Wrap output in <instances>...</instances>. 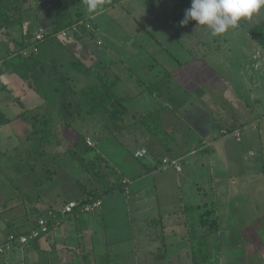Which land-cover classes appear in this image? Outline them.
<instances>
[{
	"label": "crops",
	"instance_id": "1",
	"mask_svg": "<svg viewBox=\"0 0 264 264\" xmlns=\"http://www.w3.org/2000/svg\"><path fill=\"white\" fill-rule=\"evenodd\" d=\"M124 1L127 4L131 0ZM156 2L159 5L157 10L160 15L154 12L150 14V20H154L155 24L152 27H146L143 22L138 23L143 32L147 33L143 36L147 37L149 41L153 31H159L157 26L164 27V20L174 15V10L178 9L175 5L182 4L181 0H156ZM138 9L140 11L143 9L148 10L144 5ZM104 13L105 10L99 12L96 16L99 18V21H96L102 30L101 34L96 36L97 41L100 38L106 40L104 39L106 29L100 23ZM138 13L141 12L138 11ZM108 14L109 12H107ZM144 14L148 19V12ZM241 23L237 27L231 28V31L234 29V33L225 35L224 42L226 46H221L219 43L217 46L221 47L220 50L210 53V56L220 55L221 57L211 59L210 64H216V66L209 65L212 71L206 70L205 66H201V64L197 67L195 65L197 60L199 62L203 59L207 62L206 59H208L198 58L188 66V70L187 68L184 69L185 64L180 62L177 63L176 67L171 66L172 70L170 71H172V74L170 76L166 75L164 79L162 77L167 73V70L169 71L167 65L159 64L157 61L155 68L149 63L150 60L147 61L148 58H132L133 55L138 53L140 55L143 50L151 48L152 44L148 48L138 44L137 51L128 50L126 44H123L127 39L119 41L121 43L118 44L109 41L108 47H104L101 40L103 44H101L103 47L101 49L94 48L97 44L90 45L93 57L103 59L110 64L114 72L120 75L121 81L118 84V90L132 97L127 102L132 114L139 117L147 112L164 108V125L170 132L174 145L171 154L180 160L182 171L179 172L173 166L162 164L163 156L170 157L171 155L162 153L163 149L150 136L134 131H129L131 134L128 135V132L124 131L119 136L108 135L100 140L91 137L98 151L124 176L126 184L123 190H117L100 198L103 204L92 214L75 211L76 213L62 216L58 225H54L36 240H30L27 245L14 248L12 251L0 255V264H20L21 256L16 254L19 251H24L25 255L30 258L28 264H51L50 257L52 255L50 254L52 252H57L58 255L66 253L67 249L58 252L61 247L69 249L76 246L78 248L81 246L89 247L90 245L91 250L94 247L92 245L107 249L97 256L100 259L103 253H109L112 264H114L115 259L121 254H134L130 250L131 247H126L128 242L123 241L128 239L131 240L130 243L134 242L133 248L135 250L139 252L143 245L147 253L155 257L149 264H192L190 239L194 235H201L206 231L204 230L203 233L201 231L197 232L195 223L192 226L185 218L186 205L183 200L178 201V197L182 198L181 186L184 162L187 160L194 164L195 159L190 158L193 156L195 158H197L196 156L200 157L198 161L199 168L203 167V171H200V173L212 184L210 189L217 201L216 214L220 223V229L207 237L210 257L204 264H230L225 262L224 256L244 244V240L254 238L257 233L253 229L250 233L240 230L233 233L226 232L225 234L224 229L226 230L227 227L222 224V209L220 207L228 208L225 209L224 214L226 222L242 224L244 221L241 216L229 208L237 206L235 202H238V206H243L240 202L243 200H249L247 202L249 206L250 200H254L251 199L254 196L244 194L246 189L249 190L245 184H252L249 180L251 176H255L254 173L264 174V165L260 161L256 170L255 168L249 169V166L247 169L246 166L248 162L250 167L255 165L254 161L257 159L256 155L260 149L264 153V58L254 57L257 45L251 40L248 33H244L246 31L242 28ZM40 26L38 25L37 28ZM15 27L10 29L12 33L14 29L19 31ZM240 28L239 32L238 29ZM20 31L22 37V33L25 31ZM169 31L171 30L169 29ZM202 32L205 33L202 35L203 38L207 36V39H209L210 30L206 28ZM124 33L122 30V34ZM170 35H173L172 31ZM164 37L168 38L169 34L164 35ZM84 39L81 41H84ZM131 39H134L132 44L134 45L137 38H129V40ZM20 40L24 39L20 38ZM211 40L217 41L216 38ZM67 41L80 43L79 40H74V38L72 40L67 39ZM82 46L85 47L84 44ZM42 47L45 54L54 59L63 71H66L65 65L71 62V58H66L69 56L68 48L54 50V47L48 44H44ZM14 49H9V52ZM168 52L173 53L169 50ZM232 52L243 58H237L238 56L228 58L232 56ZM147 53L150 54L148 51ZM57 54H60L59 57L53 58V55L55 57ZM227 54L229 56H226ZM3 59V57H0V108L4 112L5 106L21 105L25 109H16L13 116H9L5 112L10 121L0 126V241L10 233V225H15L18 230H28L32 228L36 217H41V214L44 215L49 211L59 209L68 200V183L60 178L59 174H56V179L60 181L59 187L61 186V190L59 192L57 190H55L56 192L42 191L39 185H44L46 182L49 183L53 180L45 179L37 182V178L32 177L35 172L29 171L20 174L14 162H11V158L13 159L15 154L18 155V151L24 147L23 143H29L30 149L33 141L26 139L27 137L21 141L18 137L15 145L9 142L15 134L14 128H10V125L22 123V125L32 126L30 118L21 117L19 114L25 110H35L42 107L43 98L40 96L41 98L37 100L38 93L17 73L8 70L4 66ZM137 73H140L142 77H136L135 74ZM74 76L82 78V75L80 76L77 71H75ZM156 80H166L165 85L160 90L156 89L154 92H149L148 85ZM11 91H15L13 97L5 95ZM215 116L219 118V122L216 121ZM96 123L97 121H94L93 126ZM258 127L260 128L259 138L256 136ZM235 132H240L241 137L237 138ZM245 142L255 143V149L254 147L246 149L244 147ZM151 144L152 149L162 153L160 157H156V154L153 153L155 151L147 147ZM142 147L148 149V154L143 158L135 157L134 152L136 149ZM23 150L27 149L24 148ZM48 151H50L49 148ZM243 166L246 168H243ZM40 170L43 169L40 168ZM162 176H169L167 179L172 178L176 182L174 189L171 185L167 189L166 184L153 181L164 180ZM239 185L242 186V191ZM262 187L261 184V190ZM32 189L36 194L32 193ZM159 189L167 191V196L170 197L167 201L169 206L172 192V195L174 193L177 198L180 212L182 209L184 210L183 219L186 228L184 226V232L180 233L183 241L175 247L171 254L168 251L165 236H163L165 225L161 213L160 197L162 195ZM132 210L136 213L140 212L142 220L146 224L160 225L163 228L162 233L159 226L154 232L152 230L144 231L146 234L141 237L135 235L134 232L119 237L117 233L127 227L122 223V218L131 215ZM199 219L201 221L200 216ZM113 221H119L120 223L114 227ZM67 222H72V224L69 225ZM253 222L255 221L253 220ZM99 224L101 225L99 226ZM181 228L178 229L181 230ZM168 229L175 233L176 229L173 226H168ZM99 232H101L100 237H98ZM224 235L230 237L226 238ZM222 239L224 241H221ZM114 246H116L115 250H113ZM244 254L250 255L246 264H255V247L247 243Z\"/></svg>",
	"mask_w": 264,
	"mask_h": 264
},
{
	"label": "rangeland",
	"instance_id": "2",
	"mask_svg": "<svg viewBox=\"0 0 264 264\" xmlns=\"http://www.w3.org/2000/svg\"><path fill=\"white\" fill-rule=\"evenodd\" d=\"M47 1L48 0H24V6L27 7V10L25 11V15H24V18H25L24 24L21 26L15 27L19 31L14 29L13 33L11 32V35L13 36V38H15V40L20 41V38H23L24 34L22 33V37H21L20 30L27 29V31H30L36 25L41 24L43 27H48V25H50V21L48 18V15H49L48 12H50L49 9L51 7L49 6V3ZM181 2L182 4L180 3V4L175 5L176 8L178 9L174 10V15H171L170 17H168L167 20H164L163 22L164 27L159 26L158 23H156L158 25L157 30L159 31L158 32L153 31L151 35L152 36L151 40L149 41V39L147 40V37L143 36V35H147V33L143 32V29H141L138 23L143 22V25L146 27H149V26L152 27L155 24L154 20H150V14L151 12H154L155 14L160 15V13H158L159 11L157 10L159 5L156 2V0H135L134 2L133 0H131L127 4L125 3V1L123 2V0H106L105 4H107V6L105 7L106 9L103 15V19L100 22L101 25L104 27V29L107 30V31L106 30L104 31V39H106L104 40L105 43L103 42L104 47H108V45L110 44V43L108 44L109 41L111 43L113 42V43L118 44V43H121L119 41L123 39H127V41L123 44H126V46L128 47V50L133 49V51L138 50L139 48L138 44H140V46L143 45L144 48H148L152 44L151 48H149L148 50L147 49L143 50L142 51L143 53L140 55L139 53L137 55H133L134 57L132 58H148L147 61L150 60L149 63L153 65L152 67L157 66L156 62L158 61L159 64L162 63L163 65H167L169 70H172L171 66L176 67L178 61H181L182 63H184L185 64L184 69L187 68L188 70V66L192 62H194L195 59L208 58L206 59L207 62L203 59L200 60L199 62L197 60L195 65L198 67V65L201 64V66H205L206 70L212 71V69L209 68V65L216 66V64L215 63L210 64L211 59L214 60V58H221V57L220 55L210 56V53L216 50H220L221 47L219 48L217 46V44L219 45V43L221 44V46H226L224 42L225 35L227 34L231 35L232 33H234V29L232 31L231 29H229L226 33L217 35V36L212 35L210 31L209 32L210 36L208 37L209 39H207V36H204L203 38L202 35L205 33L202 32V30L206 29L205 26L198 27L197 22L194 20L189 21L187 25H184V26L180 25L179 22L182 19H184L185 10L191 6V0H181ZM110 3L114 5L110 6L111 5ZM142 5L148 8V10L143 9L142 11H140L138 8ZM138 11L141 13H138ZM107 12H109L108 15H107ZM147 12H148V19H146L145 14L143 15V13H147ZM95 20L99 21V18L96 17ZM263 20H264V8L261 9L259 14H254L253 17L251 18H244L240 21V23L242 22L243 23V24L241 23L242 25H244L245 23V25L250 26V25H254ZM118 26L119 27L121 26L123 33L125 32L124 34H122V30ZM169 29L172 31L173 35H170L171 31H169ZM175 30L177 31L175 32ZM238 30L240 32L241 28ZM125 34L127 36H124ZM168 34H169L168 38L164 37V35H168ZM129 38H137L134 45H132L134 42V39L129 40ZM214 38H216L217 41L211 40ZM100 40L103 41V39L101 38ZM144 40H147V41L145 42ZM43 42H45V40ZM56 42L59 43L60 45V46L58 45L59 48L61 49H63L62 47L68 48L67 52L69 56H67L66 58H71L70 59L71 61L75 59H79L84 64L91 65L97 60L95 57H93L92 55L93 51L89 47L92 44H96L95 36L93 37L87 36L85 37L84 41H80V43H77L76 41H66V40H61V39H60V42H59V39H56ZM46 43L51 44V45H57L55 41L53 43L46 41ZM83 44L85 47L82 46ZM98 46L99 45H96L94 46V48L96 49L103 48L101 45L99 46V48ZM18 47L19 46H17L16 43H14V41L11 40L8 36L5 37V35L0 34V57L7 56L9 53V49L11 48L17 49ZM41 48L43 49V47ZM54 48L56 49V47ZM168 50L172 51L173 53H169ZM147 51L150 52V54H148ZM133 54H136V53H133ZM254 55H255L254 56L255 58H259V57L264 58V53L261 50H258V51L255 50ZM226 56H229V54H227ZM236 56L238 55L233 54L232 52V56L228 58H234ZM237 58H243V57L238 56ZM72 68L74 67L72 66L68 67L67 71L68 69L72 70ZM0 71H1V67H0ZM72 76L75 77L74 74ZM80 76H81V73H80ZM135 76L142 77L140 73L135 74ZM91 81L92 79L89 76H82V78H77V81H76L77 84L74 82L76 89H73V91H79L83 87L87 86V84H90ZM14 92L15 91H11L10 93L7 92L5 95L9 97H13ZM71 93H72V90L70 91L69 95ZM40 98H41L40 95L37 94V100H39ZM70 98L72 99V97ZM42 102H44V100ZM26 107H28V105H26ZM18 108L20 110L25 109V108H22L21 105H17V106L14 105L11 107L5 106V112L9 116H13L15 114V110ZM97 116H100V115H97ZM95 118H90V120H88L86 123L83 124L85 125L83 128H86L85 130L86 135L91 136L93 138L96 137L98 133L97 134L96 132L94 133V131H91V129H96L97 127L99 130H101V124H98L97 126L96 124H94L93 126L94 121H97L99 123L101 121L100 117H97V119ZM214 118H216V121L219 122L218 117L215 116ZM78 125H80V123ZM10 128H14L15 130V134L13 135L11 140H9V142L13 143L14 145L17 142L18 137L22 141L23 139L26 138L27 134L29 135L31 131L33 130L31 125H28V124L22 125V123L12 124L10 125ZM217 128L219 129V127ZM73 129H74L73 127L68 128V127H64L60 125V127L58 128V132H59V137L62 140V146H59V145L50 146L49 147L50 151H48L47 149V151L43 155H41V157H39V155L37 154L29 155L28 153L29 143L26 142V143H23L24 147H22L18 151L19 152L18 155L15 154L14 158L13 159L11 158V162L12 161L14 162V165L17 167L20 174L24 172L28 173L29 171H31L32 173L35 172V174H32V177H36L37 182L43 181L45 179L53 180V181H50L49 183L46 182L44 185H39L41 186L42 191L50 190L51 192H56L55 190H57V192H59L61 190L60 189L61 186L59 187L60 181L56 179V174H59L60 178H63L68 183L67 202L72 200V198H76L73 200H82L86 192V189L88 190L92 188L100 189V187L98 186L96 187V182L92 180L86 172L84 171L82 172L81 170H79L80 168L76 165V163H74L75 161L72 160L70 156L65 154L66 150L69 149V146L72 145L74 139L76 138L77 131L75 132L74 130L76 129L74 130ZM257 131L258 132L256 136L259 138L260 136L259 127ZM263 142H264V138H263ZM147 147L149 149H152V144ZM244 147L246 149H250L251 147H254L255 149V143L253 144V142H245ZM24 148H26L27 150H23ZM261 151L262 149H260L259 153H257L256 155L258 161L257 159L254 161L255 165L253 167H250V163L248 162L246 165L247 169L249 166V169L255 168L256 170L259 165V161L262 162V165H264V158H263L264 153H262ZM92 155L93 154H91L90 156ZM159 155L161 156L162 153L160 152ZM196 157L197 158L193 156L190 158L195 159V161L197 162L195 163L197 165L195 163L191 164L187 160H185L184 162V166H183L184 173L182 175L183 179H182V186H181L182 198L180 199L178 197V201L183 200L185 205L194 206L192 214L190 215L185 214L186 215L185 218H187L188 216L192 218L193 222L195 223L196 231L197 232L201 231V233H203L204 230L207 231L206 230L207 227L204 225L202 221H200L199 214L202 213L206 209L205 207L206 203L210 204L212 202L213 192L210 189L212 185L211 182H209V180L205 178L202 173H200V171H203V167H200L201 169L199 168L198 161L200 157L198 156ZM104 167H105V162H104ZM244 167L245 166H243V168ZM40 168H42L43 170H40ZM253 175L255 176H251L250 177L251 179L249 180V182H252V184L251 185L245 184V186H247L249 190L246 189L244 194L253 195L254 198H251V199H254V200H250L249 206L247 205V202L249 200H243V201H240L243 204V206H238V202H235L237 206H232L229 208L230 210L235 211L239 216H241V218L244 221L242 224L235 223V222H226L224 214H225V209H228V208H225L224 206L223 208L220 207V209H222L221 211V218L223 221L222 224L223 226L227 227L226 230L224 229L225 234L226 232L233 233V232H237L240 230L250 233L253 229L257 233V235L255 234L254 238L251 237V238H248L247 240H244L243 241L244 244H241L234 251L224 256L225 262L230 263V264H246L247 263V259L250 256V255L248 256L244 254V249L247 243L250 244V246L255 247V253H256L255 254V264H264V174L254 173ZM168 177L169 176H162V179L164 180H161V181L153 180V181L154 182L159 181V184H166L167 189L171 185V187H173L174 189V187L176 186V182H174L172 178L167 179ZM20 178L22 180V175L20 176ZM112 178L114 180V177ZM21 182H20V185L23 183ZM261 184L263 185L262 190H261ZM241 187L242 186L239 185V188ZM130 189L131 191H133L131 187ZM241 191H242V188H241ZM33 192H34V189H32V193ZM159 192L162 195L160 197V202L162 204L161 213H162V216L164 217L163 223L165 225L163 236H165V242L167 243L168 251L171 254L175 250V247L180 245L181 242L183 241L180 233L184 232L183 231L184 226H185V221L183 219L184 210L182 209V211L180 212L178 201L174 193L172 195V192H171V201H170L171 203L169 206L167 204V201L169 200L170 197L167 196V191H161L159 189ZM34 194L36 193L34 192ZM65 203H63V205ZM253 220L255 222H253ZM119 223H120L119 221L117 222L113 221L114 227H116L117 224ZM122 223L127 225V227L124 228V230L126 231L123 230L117 233L119 237L123 235H130V232H134L135 235H139L141 237L142 235L144 236L146 234L144 231L152 230L154 232L160 226L158 224H146L142 220V216L140 212L136 213L134 212V210H132L131 215H129L126 218H122ZM67 224L71 225L72 222H67ZM181 224L182 226H180ZM100 225L101 224H99V226ZM168 226H173L174 229H176L175 233L172 230L168 229ZM179 227L180 228L182 227L181 230L178 229ZM160 229H161L160 232L162 233L163 228H161V226H160ZM115 231H119V230H115ZM100 235H101V232H99L98 237H100ZM224 237L227 238L230 236L224 235ZM123 241L128 242L126 247L127 246L131 247L130 250L131 252H134V254L133 255L132 254H121L115 259V261L113 262L114 264H149V262L151 263L153 258H155L154 256L147 253L143 245L141 246L138 252L137 250L133 248L134 242L130 243L131 240L129 239L123 240ZM221 241H224V240L222 239ZM236 241H239V240H236ZM93 242L95 243V241ZM92 246H94L92 250H91V245L89 247L81 246L79 248L78 246H76V247L69 248V249L61 247L60 248L61 250H58V252L65 251V249H67L65 251L66 253H64V255L62 254L58 255L57 252H52L50 254L52 255L50 257V262L51 264H61L65 260L70 259L72 256H76L77 254L80 255L79 251L81 249L82 251H86L89 254V260L91 264H98L100 263L99 261H101L102 258L100 256V259H99L97 255L99 253L101 254L107 249H105L104 247H100V246H95V245H92ZM115 249H116V246L113 247V250ZM121 250H124V249H121ZM16 254H19L21 256L20 264L29 263L30 258L25 255L24 251H19Z\"/></svg>",
	"mask_w": 264,
	"mask_h": 264
},
{
	"label": "trees",
	"instance_id": "3",
	"mask_svg": "<svg viewBox=\"0 0 264 264\" xmlns=\"http://www.w3.org/2000/svg\"><path fill=\"white\" fill-rule=\"evenodd\" d=\"M47 2L51 7L48 15L50 25L43 27L40 24V27L47 30L45 42H43L44 40L38 41L35 39V33L39 28H37L38 25L34 26L30 31L24 29V40L17 41L12 37L10 29L24 24V15L27 7L24 6V0H0V34L5 35V37L8 36L19 46L3 57V63L8 70L17 73L23 78L44 100L42 107L35 110H25L19 114L21 117L30 118L32 122L33 130L26 136V139L33 141L28 152L29 155L37 154L41 157L50 146H62V140L58 132L60 125L76 129H73L75 132L77 131L76 138L65 154L75 161L74 163L80 168L79 170L86 172L96 182V187H100V189H86L83 199L78 200L80 204L84 205L93 203L117 190H123L126 184L124 176L98 151L97 147L88 144V136L85 133L86 128H83L85 126L83 124L90 118L96 117L95 119H97V117H100L101 119L100 123H96V126L101 124V130L97 127L94 129V133H98L94 137L96 140L108 135L119 136L124 131L128 132L129 135V131H134L154 138L156 143L163 149L162 153L171 155V158L178 157L171 154L174 145L172 136L164 125V108L147 112L139 117L132 114L127 106V102L132 97L118 90L121 77L112 70L109 63L100 58L93 64L86 65L81 60L75 59L65 65L66 69H64L66 71L68 67H74L66 72L57 65L54 59L47 56L44 49L41 48L42 45L48 44L46 41L52 43L55 41L57 45L52 46L58 50L60 45L56 42V39H59V42L60 39L67 41V39L60 37V33L63 30H69V35L79 41L87 36H95L97 39L96 36L100 35L102 30L95 18L99 12L106 9L107 4L102 9H98L96 13L90 14L87 11V5L84 0H48ZM112 5L114 4L110 6ZM87 21L95 23L99 30H88L86 27ZM75 24H77L78 29L72 31ZM35 28L37 29L35 30ZM242 28L246 31L244 33H248L251 40L257 45L255 50H261L264 53V20L250 26L244 23ZM98 41L96 40L97 45L99 44ZM62 48L65 49L64 47ZM59 55L57 54L53 58H58ZM178 62L182 63L181 61ZM75 71L92 79L90 84H87L79 91H73V89H76L74 82L76 83L77 81V78L72 76ZM171 74L172 71L167 70V73L162 78L164 79L166 75L170 76ZM165 82L166 80L152 81L148 85L149 92L162 89ZM71 90L72 93L69 95ZM79 120L82 121L78 122ZM9 121V116L0 108V126L7 124ZM79 123L80 125H78ZM152 150L154 151V149ZM153 153L156 154V157H160L159 151ZM91 154L93 155L90 156ZM163 158L161 162H163ZM111 176L114 177V180ZM205 207L206 209L200 214V218L207 226V231L201 235H194L190 239L192 264H204L209 260L210 253L207 237L220 229L219 219L216 214L217 201L214 196L212 202L210 204L206 203ZM193 209L192 205H186L185 214H192ZM76 211L80 212L78 209ZM41 215L43 216V214ZM39 218H35L32 228L28 230H18L15 225H10V233H31L33 229L38 227ZM57 218L61 217L58 216ZM187 220L194 226L192 218L188 216ZM49 226L50 230L53 225ZM79 253L80 255L72 256L73 258L71 257L61 264H91L88 253L82 250ZM101 258V262L98 264H112V258L109 253H103Z\"/></svg>",
	"mask_w": 264,
	"mask_h": 264
},
{
	"label": "clouds",
	"instance_id": "4",
	"mask_svg": "<svg viewBox=\"0 0 264 264\" xmlns=\"http://www.w3.org/2000/svg\"><path fill=\"white\" fill-rule=\"evenodd\" d=\"M84 3L92 14L102 9L106 0H84ZM262 8L264 0H191V6L179 23L184 26L194 20L198 27L205 26L217 36L237 27L242 19L259 14Z\"/></svg>",
	"mask_w": 264,
	"mask_h": 264
},
{
	"label": "built area",
	"instance_id": "5",
	"mask_svg": "<svg viewBox=\"0 0 264 264\" xmlns=\"http://www.w3.org/2000/svg\"><path fill=\"white\" fill-rule=\"evenodd\" d=\"M86 27L90 31H98L99 28L96 27L95 23H92L90 21L86 22ZM78 29L77 24H75L72 28V31H75ZM47 30L43 27H39L38 30L35 33V39L38 41H43L46 39ZM61 38L72 40L73 37L69 35V30H63L60 33ZM99 44H101V40L98 41ZM225 132V131H224ZM235 136L237 138L241 137L240 132H235ZM87 142L90 145H93L94 142L91 138V136L87 137ZM148 154V149L146 147L138 148L134 155L137 158H143ZM162 164L164 166H173L176 168L177 171H182V166L180 164V160L178 158H171L169 156H165L163 158ZM103 204V201L101 199H98L94 201L93 203L88 204H80L78 200H70L67 203H65L61 208L49 211L45 215L41 216L38 220V227L33 229L31 233L29 234H16V233H9L5 239L0 241V255H4L10 251H12L14 248L25 246L28 244L30 240H34L38 238L42 233H46L49 231L50 226L49 225H58L59 219L58 216L62 217L68 214L74 213L77 209L82 213H93L96 209L100 208Z\"/></svg>",
	"mask_w": 264,
	"mask_h": 264
}]
</instances>
